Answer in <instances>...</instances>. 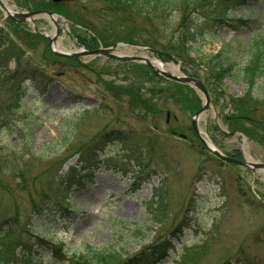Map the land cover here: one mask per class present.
<instances>
[{
    "label": "rangeland",
    "instance_id": "rangeland-1",
    "mask_svg": "<svg viewBox=\"0 0 264 264\" xmlns=\"http://www.w3.org/2000/svg\"><path fill=\"white\" fill-rule=\"evenodd\" d=\"M5 1L19 12L50 0ZM61 4L69 18L58 19L57 41L68 52L83 49L76 37L94 38L102 47L118 38L145 39L152 49L166 50L176 59L166 57L165 64L200 79L209 92L207 118L199 123L205 136L224 154H248L264 164L263 128L240 122L249 135L240 131L239 136L216 126L238 132L237 121H226L238 113L232 104L259 109L255 119L264 121V74L257 72L250 83L242 74L252 42L264 37V0L231 8L223 22L199 13L185 21V3L180 12L122 11L115 18L105 12L102 20L98 3ZM34 19L38 39L29 23H0V88L16 68L32 66L47 89L44 96L31 93L21 100L11 117L8 109L17 102L0 92V220L13 219L12 233L26 228L31 237L63 245L69 255L90 245L120 249L128 257L164 241L169 250L159 264H264V174L223 162L205 149L191 129L202 96L187 85L159 80L142 64L92 56L57 59L45 37L52 36L53 26L45 17ZM27 35L34 38L32 45ZM122 43L117 54L158 60L147 47ZM87 146L100 148L106 164L120 162L125 175L102 164L90 180L81 178L82 187L59 188V176ZM66 191L70 208L59 211L54 194ZM37 259L57 264L43 248Z\"/></svg>",
    "mask_w": 264,
    "mask_h": 264
},
{
    "label": "trees",
    "instance_id": "trees-1",
    "mask_svg": "<svg viewBox=\"0 0 264 264\" xmlns=\"http://www.w3.org/2000/svg\"><path fill=\"white\" fill-rule=\"evenodd\" d=\"M64 1L65 0H58L57 2H52V0H50L47 1V3H43L41 1V3L36 6V8L28 7V11L47 10L69 18V15L62 10L63 5L61 3ZM87 3L89 5L90 3H98L99 8L100 6L104 8V13H100L101 20L106 19L105 17L108 16L107 14H105V12H110L109 14L113 13V16L111 18H115V12L122 11H126L127 13L133 11L134 13H138V16H141V12L145 13L146 16L149 10L163 11L173 8L176 9L175 11L180 12L179 8H181V4L185 3L189 10V18H182L183 20H189L190 22L191 14L199 13L201 14V18L205 17L208 21L210 20L213 22H223L227 20L225 17L226 12L228 10H230L231 8L234 9L236 7H245L249 4V0H87ZM183 16L186 17L187 15ZM17 25L22 26L21 24ZM187 31L188 26H184V31H182L183 38H187ZM33 36H36V38L38 39V35L34 34ZM76 38L78 40V43L83 45L87 50H94L99 46L98 41L94 38H90L89 40L83 39L82 37ZM33 39L34 38L32 36L27 35V44L32 45ZM120 40H122V38H118V40H115L112 43H115L116 41ZM122 42L129 41L122 40ZM137 42L149 47L151 45L145 39H139L137 40ZM251 48L253 49V51H251L248 61L242 69L244 80L249 83L256 76L257 72L264 74V37L261 36V38L258 40L254 39L251 44ZM159 52V57L162 59L166 58V55H168L166 53V50H159ZM51 56L56 57L57 59L59 58L69 60L68 58L55 56L54 54ZM216 66L219 65H215L211 70L217 68ZM84 68L88 67L86 66ZM36 70L37 69H34L32 66L16 68L15 71L11 74V77H9L6 83H4L5 86L0 88V92H5L8 96H10L12 99H15V101L17 102L14 108L11 107L12 109H8V112H11L10 117L13 115L16 116L17 112H19L20 110L18 106L20 105L21 100H25L26 97H29L31 95V93H34L35 95L39 96L46 95V86H42L44 84V81L34 75V72H36ZM232 106L234 107V110H236L238 113H236L235 116L226 117V121H237L238 131L244 132L246 135H249V132L246 130L247 128H242L240 122H248L264 129V121H258L257 119H255V116H257L260 112L259 109H250L249 105L247 104H244L243 107H238L239 105L234 106L233 104ZM7 116L5 115L2 118H9ZM242 117L249 118L250 120L243 119ZM66 122V119H64L62 124ZM122 140L123 139H117L119 143H123L126 138L123 141ZM100 153V148L95 149V147L92 148L89 146L85 147L80 152H78V157L75 164L72 166H68V168L63 171L59 176V188L66 190L72 184L80 185V179L83 177L90 176V172L98 168L101 164H105L106 169L108 170H115L116 172H120L122 175H125L126 172L120 167V162L110 159L108 161L111 163L106 164L105 161H102V159L100 158ZM233 155V157L240 158L239 153L238 155ZM57 194L58 193L54 194V196L56 197L57 201H55L58 208L62 210H67L68 205L65 202H69V199H67V197H65L66 195L64 194V196ZM13 226H15V222L13 221V219L6 218L0 220V264H40L37 259V253L40 248H43L44 251L47 253V257L53 259L56 263L156 264L166 256V250L169 248L166 245V242L157 243V241L156 243H153L146 247H142L138 253L128 257H124L125 254L120 249H98L91 246H85L84 249L77 254L74 253L72 255H67L63 251V248L61 246L56 245L52 241L46 240L43 236L40 237L34 234V237H31L30 231H26V228L21 231L19 235H14L11 231ZM133 232L137 235L140 231L136 229Z\"/></svg>",
    "mask_w": 264,
    "mask_h": 264
},
{
    "label": "water",
    "instance_id": "water-1",
    "mask_svg": "<svg viewBox=\"0 0 264 264\" xmlns=\"http://www.w3.org/2000/svg\"><path fill=\"white\" fill-rule=\"evenodd\" d=\"M0 10L4 13L3 20L5 18H10L13 21L18 22V23L33 22V19L35 17L44 16V15L51 17V18H52V16L59 17L58 15H56L52 12H48V11H35V12H14V11H12V12H9V11H7V9L2 4L1 0H0ZM53 25H54L55 31H54L53 37L50 39V48H51V51L58 56L69 57V58L74 59V60H77L82 56H103V57H107V58L115 59V60L142 63V64L149 66L156 75L160 76L161 78H163L165 80L182 83V84L188 85V86L192 87L193 89L197 90L203 96L204 103L202 105L201 110L198 111L192 118V128H193L195 134L202 140L205 147L209 151H211L215 156H217L219 159H221L224 162L232 163L235 165H240L243 167H247L251 171L261 170L262 172H264V165L263 164L252 163V162H249L247 160L239 161V160L233 159L231 157L225 156L222 153H220L219 151H217L216 149L211 148L208 145H206L204 140L199 136L196 118L201 113L207 111V109L210 105L209 94L206 91V89L204 88V85L200 80L193 79V78H190V77H187L184 75L176 77V76L171 75L165 71L157 70L150 64L148 58H145V57L115 55L112 53V51L115 49L116 45H114L113 47H110V48H99V49H96L93 51L82 50V51L73 52V53L59 51V50L55 49L52 45L53 43H55V41L58 37V32H59L57 22L55 20L53 22ZM130 45L138 47V45H135V44H130Z\"/></svg>",
    "mask_w": 264,
    "mask_h": 264
},
{
    "label": "bare ground",
    "instance_id": "bare-ground-1",
    "mask_svg": "<svg viewBox=\"0 0 264 264\" xmlns=\"http://www.w3.org/2000/svg\"><path fill=\"white\" fill-rule=\"evenodd\" d=\"M2 4L4 5V7L7 9V11L9 12H12L13 11V8L5 1V0H1ZM45 18L48 20L49 24L53 26V31H52V35L54 33V25H53V22L54 20L57 19L56 16L54 17H47L45 16ZM55 48L56 49H59V50H63V51H67L65 48H63L60 43L57 41L55 42ZM120 55L121 52L119 53ZM150 64L157 70H160V71H165L171 75H174V76H181V73L179 71V67L178 66H175L173 64L171 65H167L165 63H162L160 61H157L156 59H151V58H148ZM207 118V113L204 112V113H201L200 115H198V117L196 118V123H197V126H198V130H199V134L202 135L203 139L205 140L206 144L209 146V147H213L214 145L212 144V142L209 140L208 137L204 136V132L202 130V128L199 126V123L200 121L202 120H205ZM246 159L248 161H251L248 154H246ZM264 174V173H263Z\"/></svg>",
    "mask_w": 264,
    "mask_h": 264
}]
</instances>
